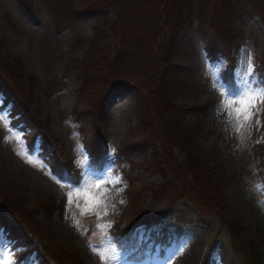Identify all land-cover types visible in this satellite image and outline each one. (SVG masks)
<instances>
[{
  "label": "rangeland",
  "instance_id": "obj_1",
  "mask_svg": "<svg viewBox=\"0 0 264 264\" xmlns=\"http://www.w3.org/2000/svg\"><path fill=\"white\" fill-rule=\"evenodd\" d=\"M27 1L34 22L18 2L0 0V74L15 90L21 85L36 128L44 124L80 173L75 185L52 174L40 158L41 132L32 148L24 135L36 129L14 126L19 115L11 117L0 94V211L36 240L43 259L100 264L89 244L103 241L114 264H204L206 255L205 264H264V107L241 132L220 110L225 91L264 87L257 77L264 64V0H233L227 20L217 17L216 30L232 39L229 57L217 61L201 29L216 0ZM88 7L99 9L75 13ZM228 58L233 90L223 81ZM159 79L168 87L163 99L154 97ZM89 104L102 108L97 123L108 140L102 171L90 168L78 130L88 131ZM150 105L156 117L145 127L142 112H151ZM137 142L131 166L117 164L118 149ZM100 178L113 181L102 185L108 191L101 215L81 216L77 197L67 202L69 186ZM49 201L55 207L47 208ZM101 224L108 227L101 231ZM115 224L136 236L142 261L115 245ZM255 238L262 243L250 250L247 241ZM32 240L11 243L0 230V254H11L15 264H37Z\"/></svg>",
  "mask_w": 264,
  "mask_h": 264
},
{
  "label": "trees",
  "instance_id": "obj_2",
  "mask_svg": "<svg viewBox=\"0 0 264 264\" xmlns=\"http://www.w3.org/2000/svg\"><path fill=\"white\" fill-rule=\"evenodd\" d=\"M18 2L23 9L27 11V14L29 15L30 19L34 22L33 19V7L27 0H14ZM233 0H216L211 5V11H210V20L206 22L204 26L201 27L203 39L205 42V48L208 51V55L211 58L212 61H217L218 57H229V49L228 46L231 43L232 39L229 38V36H225L223 34V31L219 33L216 30V24H217V17H223L224 21L227 20V16L229 12L231 11L232 6L231 3ZM100 8V6H99ZM97 8V9H99ZM94 7H88V9L84 10H77L75 12L77 15H85L86 11L91 12L93 10H97ZM117 26L110 27V32L113 35L114 42L117 43L120 47H122V39L120 38V34L117 33ZM225 32V30H224ZM164 58L160 57L159 62H163ZM228 64L226 66V72L224 75V80L226 87L229 90L234 89V82L232 81L233 77V59L228 58L227 59ZM16 70V69H15ZM9 75V73L7 72ZM84 74V73H83ZM18 75V72H13L12 76H10L12 79H16V76ZM162 77V76H161ZM258 79L261 81H264V64L258 71ZM5 78V77H4ZM83 80V79H82ZM158 84V91L156 92V96L159 98H164L167 94L168 87L166 84L163 83L162 79L157 80ZM167 82V81H166ZM16 84V83H15ZM18 89V88H17ZM0 93H2L4 96L7 97L6 101H3L4 104H7V102H12L13 107L10 110L12 114H19L20 117L14 121V124H19L18 122H22L25 126V128L29 129H36L35 133L31 134L30 136H25L26 143H28L32 148L33 147V140L34 138L41 132L40 140H41V151H40V158L49 166V169L52 174H55L60 180L66 181L71 184H77L80 179V173L79 169L75 168L71 165L70 162H66L62 158V154L59 153L55 139L50 136L46 131H44V124L39 129L36 128V122L38 120V117L36 115V112L30 107L29 102L26 101L24 98L23 90L21 88V85L19 86V90H15L14 87L10 84V81L8 78H6V81L3 80V76L0 74ZM155 94V92H153ZM89 112H90V119L87 120V124L89 125L87 130L79 128V132L82 134V148L83 151H86L89 162H90V168L93 171H102L107 161V137H105L104 129H102L101 126L97 123V118L99 114L101 113V106L96 107L92 104H89ZM151 106V105H150ZM148 108V107H147ZM153 107L151 106V112L149 111H143L142 112V124L147 127L150 124V121L153 117H156V112H154ZM85 113L86 112H82ZM81 121L79 118L77 119ZM153 138L155 137V132L150 134ZM190 139V136L187 138V140ZM157 143L155 142V145ZM140 143L137 142L136 144L132 143H126L121 146V148L118 149V153L116 155L117 164L122 163H128L129 166H131L132 163V152L137 151V148L139 147ZM199 171V170H197ZM169 172L166 169V173ZM170 173V172H169ZM200 174V173H197ZM167 177H171L169 174ZM172 179L171 181H173ZM175 182V181H174ZM54 206V203L48 202L45 204L47 208H52ZM174 205V204H172ZM171 205V208H172ZM55 207V206H54ZM169 208V209H171ZM0 230H2L3 235L5 238H8L9 240L13 241L14 239L22 240V242H27L28 240H32L33 238L28 237V234L26 232V229H22V227L19 225V223L11 218L8 214L3 213L0 211ZM111 236L114 238L115 245L120 248H126L131 251V256L134 257V259H141L142 256V250L144 249L142 245H139L137 242L136 236L132 234V231H128L126 229L120 228L118 224H115L111 227L110 230ZM262 239L255 238V239H248L247 245L249 246L250 250L256 249L258 250V244L261 242ZM33 243L36 242L35 239L32 240ZM37 249L39 250V247L36 244ZM141 249V250H140ZM139 250V252H138ZM40 252V261L37 264H48V261L43 259L42 250H39ZM141 253V254H139ZM254 254L251 255L250 260H254ZM60 258V257H59ZM207 259V255L203 256L202 263L205 264V261ZM50 263V262H49ZM60 264L61 261H59Z\"/></svg>",
  "mask_w": 264,
  "mask_h": 264
},
{
  "label": "snow or ice",
  "instance_id": "obj_3",
  "mask_svg": "<svg viewBox=\"0 0 264 264\" xmlns=\"http://www.w3.org/2000/svg\"><path fill=\"white\" fill-rule=\"evenodd\" d=\"M222 95L224 98L221 100L220 110L226 114L229 121H234L232 126L237 132H241V129L245 127V124L250 122L254 115L258 116L262 107H264V87L252 88L251 86H245L235 94L225 91ZM0 119H3V117H0ZM257 123H259L258 119ZM25 155L27 154L25 153ZM28 162L33 163L31 156H28ZM59 182L60 181L58 180L57 183ZM119 182V179L115 180V183ZM105 183H113V181H106L103 178H100L98 182H93L89 179L80 186L70 185L69 191L67 192L68 204L71 205L73 203V196L75 195L77 197L76 206L81 209V216L94 213L99 217L101 215L100 210L105 205L106 193L108 191L107 188H102V185ZM257 187L260 188L261 186L258 185ZM81 196L84 197L83 205L79 203V198ZM103 214L107 215L106 208ZM75 224L77 227H80V220H76ZM98 227L102 231L108 226L101 224L98 225ZM89 247L99 257L100 264H114L117 259L113 250L106 247L103 241L98 245L90 243ZM10 256L11 254L7 257L0 254V264H15Z\"/></svg>",
  "mask_w": 264,
  "mask_h": 264
}]
</instances>
